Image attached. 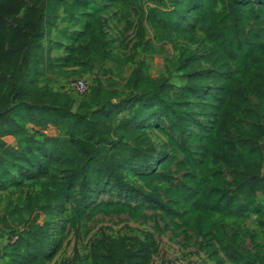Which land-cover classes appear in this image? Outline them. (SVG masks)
I'll return each instance as SVG.
<instances>
[{
	"label": "trees",
	"instance_id": "trees-1",
	"mask_svg": "<svg viewBox=\"0 0 264 264\" xmlns=\"http://www.w3.org/2000/svg\"><path fill=\"white\" fill-rule=\"evenodd\" d=\"M92 1L0 0V164L18 170L29 165L27 172L36 179L42 173L35 166L39 157L60 162L62 177H52V187L45 188L43 210L61 207L69 199L82 218L101 191L129 188L127 172L147 176L154 171L153 163L161 156L145 130L153 121L164 120L170 134L181 142L182 165L189 168L185 183L171 184L166 198L183 204L197 199L195 203L220 214L243 213L239 195L227 189L218 166L230 169L243 188H264V177L251 165L244 164L242 171L236 168L244 156L232 134L241 125L238 116L247 93L264 103V28L247 31L240 14L250 0H227L225 17L217 11L218 0H139L150 5L139 18L138 48L151 44L145 42V21L156 28L160 24L167 40L173 32L182 31L190 18L188 31L200 26L205 32L211 45L208 54L187 56L184 52L173 64L180 87L168 78H153L145 60L136 62L122 92L114 84L105 88L99 82L89 87L88 97L78 98L65 86L41 85L59 67L52 51L62 46L51 45L46 35L60 11L70 22L85 21L92 53L100 62L115 61L100 19L85 11ZM253 1L264 6V0ZM29 2L27 13L21 16ZM137 56L132 55L130 61ZM203 63L212 69L203 70ZM232 64L243 80L233 79ZM199 112L207 124L198 121ZM50 127L58 135L45 134ZM191 127L195 130L190 132ZM8 136L18 140L17 147L5 142ZM204 157L212 163L213 181L196 172ZM48 243V225L30 223L25 236L11 246L9 264H46ZM105 243H98L96 253ZM135 243L140 246L137 251L127 248L125 240L113 241L102 264L148 262L150 247L140 240ZM4 256L0 248V259Z\"/></svg>",
	"mask_w": 264,
	"mask_h": 264
},
{
	"label": "rangeland",
	"instance_id": "rangeland-1",
	"mask_svg": "<svg viewBox=\"0 0 264 264\" xmlns=\"http://www.w3.org/2000/svg\"><path fill=\"white\" fill-rule=\"evenodd\" d=\"M31 2L21 16L27 13ZM227 4V0H218L217 11L222 17L228 12ZM147 5L150 4L139 0H94L85 9L100 19L115 60L106 62H100L92 53L85 21L70 22L60 11L46 35L51 45L62 46L52 51L59 67L41 85L63 88L69 80L84 78L90 88L100 82L105 88L114 84L122 92L136 62L145 60L153 78L165 77L180 87L173 64L181 60L184 52L187 56H204L211 45L202 27L188 31V24L193 22L190 18L182 31L171 34V40L165 39L167 33L160 30V24L156 28L145 21V42L151 44L138 48L139 18ZM246 5L240 10L246 30L264 28V6L253 0ZM135 53L138 56L131 62ZM202 69L210 70L212 66L203 63ZM105 70L114 74L103 75ZM231 70L234 80H243L235 64ZM207 84L213 88L211 82ZM199 113L198 121L207 124L206 117ZM238 118L241 125L232 134L244 158L235 166L242 171L244 164H249L264 177V133L257 137L264 132V103L247 93ZM194 130L191 127L190 132ZM145 131L161 156L153 163L154 171L147 176L127 172L125 182L129 188L101 191L82 218L69 199L61 207L54 205L49 212L43 210L45 188L52 187V177H62L60 162L39 157L35 166L42 173L36 179L28 174L29 165L18 170L0 164V248L6 254L0 264H9L11 246L19 236H25L32 222L48 225L46 264H72L74 260L77 264H102L116 240H125L127 248L134 251L140 247L136 240L149 246L150 259L144 264H264V188H243L230 169L220 164L227 189L239 195L243 213H216L195 203L197 199L187 204L171 203L165 196L166 189L171 184H184L189 169L182 165V144L170 134L164 120L153 121ZM17 143L15 139L14 146ZM196 172L207 181L214 179L212 163L205 157ZM75 193L79 197L78 189ZM104 240V248L96 253L98 243Z\"/></svg>",
	"mask_w": 264,
	"mask_h": 264
},
{
	"label": "built area",
	"instance_id": "built-area-1",
	"mask_svg": "<svg viewBox=\"0 0 264 264\" xmlns=\"http://www.w3.org/2000/svg\"><path fill=\"white\" fill-rule=\"evenodd\" d=\"M65 90L73 96L83 98L89 92V84L84 78L70 80L65 84Z\"/></svg>",
	"mask_w": 264,
	"mask_h": 264
},
{
	"label": "crops",
	"instance_id": "crops-1",
	"mask_svg": "<svg viewBox=\"0 0 264 264\" xmlns=\"http://www.w3.org/2000/svg\"><path fill=\"white\" fill-rule=\"evenodd\" d=\"M48 132H51V133H54V135H58V131L53 128V127H50L48 130L45 131V134L49 135V136H53V135H50ZM5 142L10 145V146H14V141H15V138L14 137H11V136H8V137H5L4 138Z\"/></svg>",
	"mask_w": 264,
	"mask_h": 264
}]
</instances>
